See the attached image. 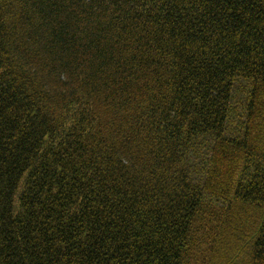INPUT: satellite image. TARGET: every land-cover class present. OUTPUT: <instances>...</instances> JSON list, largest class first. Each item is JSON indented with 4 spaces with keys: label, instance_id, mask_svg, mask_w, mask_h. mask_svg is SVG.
<instances>
[{
    "label": "trees",
    "instance_id": "1",
    "mask_svg": "<svg viewBox=\"0 0 264 264\" xmlns=\"http://www.w3.org/2000/svg\"><path fill=\"white\" fill-rule=\"evenodd\" d=\"M0 264H264V0H0Z\"/></svg>",
    "mask_w": 264,
    "mask_h": 264
},
{
    "label": "rangeland",
    "instance_id": "2",
    "mask_svg": "<svg viewBox=\"0 0 264 264\" xmlns=\"http://www.w3.org/2000/svg\"><path fill=\"white\" fill-rule=\"evenodd\" d=\"M244 91V90H243ZM237 98V100H236V105L237 106H239V107H241L240 106V104L242 103V100H243V98H244V95L242 94V92L241 93H239V95L236 97Z\"/></svg>",
    "mask_w": 264,
    "mask_h": 264
}]
</instances>
